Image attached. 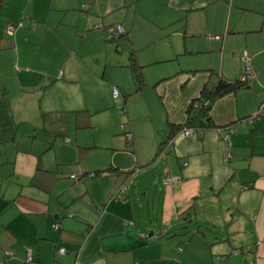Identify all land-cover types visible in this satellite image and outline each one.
I'll return each mask as SVG.
<instances>
[{
	"label": "crops",
	"instance_id": "0c3cea01",
	"mask_svg": "<svg viewBox=\"0 0 264 264\" xmlns=\"http://www.w3.org/2000/svg\"><path fill=\"white\" fill-rule=\"evenodd\" d=\"M13 2L0 8V253L12 252L1 264H211L217 254L218 264H264V115L238 120L264 99V0ZM20 18L7 34L4 23ZM115 23L126 31L106 38ZM244 51L254 78L209 110L215 125L235 126L231 156L210 126L177 132L157 159L206 68L233 79ZM103 109L128 128L132 166L113 165L114 154L46 158L39 131L71 143L72 113L78 127L91 118L80 112ZM78 168L96 174L70 177ZM167 173L178 178L166 183Z\"/></svg>",
	"mask_w": 264,
	"mask_h": 264
},
{
	"label": "rangeland",
	"instance_id": "374dc122",
	"mask_svg": "<svg viewBox=\"0 0 264 264\" xmlns=\"http://www.w3.org/2000/svg\"><path fill=\"white\" fill-rule=\"evenodd\" d=\"M15 6L16 4L13 2V0H2L0 3V8L4 9L6 12L13 11V8H15ZM17 22V25H20L22 23V19H18ZM45 88L46 87H44L43 89ZM45 91V95H48L49 89L47 90L46 88ZM113 107L116 108L117 113L121 111V109L117 108L116 104L111 106V108ZM255 111L256 108L253 113ZM77 116V113L75 116V112H73L70 117V121H68L67 124V132L72 139L71 143L65 141V136L59 134L54 135L52 133L46 134L39 131L38 138L40 142H42V150L46 155V158L51 157V159H53L58 157L65 160L64 162L69 161L75 162V164H79L76 161V157L79 153L81 154L80 156L86 155L84 160L82 159V163L84 164V161L89 163V161H95L94 159H102L104 156L109 157L114 154L115 160L113 162V165L118 162L121 164L120 167L122 168L132 166V163L134 161V153L131 149L132 146L126 144L128 138V133H126V131L129 130L125 127V124L119 122L117 125H114L112 122H110L113 117L110 111L106 109L90 115H88L86 111L80 112L79 118H91L89 119L88 124L78 127L75 126L74 119L77 118ZM115 126H117V128ZM35 132H37V130ZM94 136L97 142H99L100 144L96 147H90L91 144L89 143H91L92 139H94ZM46 138L50 140L53 139L51 147H46V143L44 141ZM76 143H80L78 145L82 146V148H78ZM48 152L51 154L50 156ZM128 154H130V156ZM144 210H146V208Z\"/></svg>",
	"mask_w": 264,
	"mask_h": 264
},
{
	"label": "trees",
	"instance_id": "16d2710c",
	"mask_svg": "<svg viewBox=\"0 0 264 264\" xmlns=\"http://www.w3.org/2000/svg\"><path fill=\"white\" fill-rule=\"evenodd\" d=\"M1 1L2 0H0V3H1ZM7 21H11L14 24H17L18 20L8 19ZM110 25H112V24H110ZM110 25H108L105 28L106 31ZM125 31H126V29H125ZM108 39H117V38H108ZM130 68L132 71L133 81L135 84L134 91H137L143 85L142 74H141V72L139 70V66L137 64L131 62ZM206 70L209 73V77L204 82V84L202 85L199 94L194 96V97H191L188 100L186 108H185V120L183 122L169 123L168 124L169 130H168L166 136L162 139V141L158 147V150L161 148V146L165 142H167L168 139H169L168 143H169V150H170L174 135L177 132L181 131V129L183 127H192L193 129H202V128H206V127H210V126H214L215 128L218 126H221L220 124L215 125L213 123L210 115H209V110L211 108L212 103L215 101V99H217L218 97H220L224 94L235 92L237 89L247 86L252 81V79L254 78V73H253V77L251 79H248L245 76H243L244 72H243L242 68H241L240 75L233 78V79H227V78L223 77L221 74H218L217 71H215L212 68H206ZM261 104L264 108V99L259 102L256 110L258 109V107ZM252 114H253V112L251 114L241 116L238 118V120L239 121H252L254 119H258L264 115V110H263L262 114H260L258 117H255L252 120H249L248 117L252 116ZM257 114H259V113H257ZM229 123L234 126L233 122H229ZM229 123H226V124H229ZM234 128H235V126H234ZM233 130L230 132V140H231V133L233 132ZM126 133H129V131H126ZM130 138H131V135L129 134L127 141H130ZM158 150H157V152H158ZM219 255H221V254H219Z\"/></svg>",
	"mask_w": 264,
	"mask_h": 264
},
{
	"label": "built area",
	"instance_id": "2783aa9c",
	"mask_svg": "<svg viewBox=\"0 0 264 264\" xmlns=\"http://www.w3.org/2000/svg\"><path fill=\"white\" fill-rule=\"evenodd\" d=\"M15 24L11 21H7L4 24V30L7 34H12L13 29H14ZM125 32V28L124 25L122 23H115L110 25L107 28L106 31V37L107 38H118L120 35L124 34ZM241 68L244 72V75L246 78L251 79L253 77V71L251 69L250 63H249V55L244 51L241 54ZM112 95L113 97H117L119 95L118 89L113 86L112 88ZM121 109V105L118 106ZM264 108L262 106V104L258 107V109L256 110L255 113L252 114V116L248 117L249 120H252L255 117H258L260 114H262ZM259 113V114H257ZM192 127H183L181 129V131L184 134H190L192 132ZM234 129V126L232 124H223L221 126L216 127V131L217 134L219 135V137L223 140L224 144H225V153L227 157L231 156V147H230V132ZM129 135V133L127 134V136ZM169 140V139H168ZM165 142L161 148L158 150L157 154H156V158H161L163 156H165V154L167 153V151L169 150V143ZM185 163V162H184ZM96 172L93 171H88V172H84L81 168H78L77 171L70 173V177L72 178H77L79 176H83V175H87V176H93L95 175ZM176 178H178V175H171L170 173H167V176L165 177V182H173L174 180H176ZM242 187H246V185H242ZM126 188V184L125 182L122 183L117 190L113 193V197H118ZM52 226L54 228L58 227V224L55 222L52 224ZM66 248L64 246H58L57 251L59 253H63L65 252ZM12 255V252L10 250L4 249L2 250V252L0 253V264L3 263L7 258H9ZM223 255H215L213 262L211 264H218L222 259H223ZM26 260H32L33 256L31 254L30 249L27 250L26 252Z\"/></svg>",
	"mask_w": 264,
	"mask_h": 264
}]
</instances>
